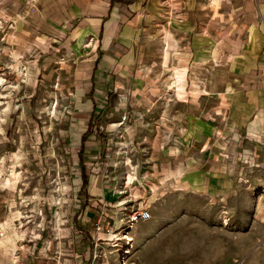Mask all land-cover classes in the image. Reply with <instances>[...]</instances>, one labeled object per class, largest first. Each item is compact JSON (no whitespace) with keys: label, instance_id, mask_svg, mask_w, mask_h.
<instances>
[{"label":"rangeland","instance_id":"374dc122","mask_svg":"<svg viewBox=\"0 0 264 264\" xmlns=\"http://www.w3.org/2000/svg\"><path fill=\"white\" fill-rule=\"evenodd\" d=\"M91 4L0 0V264H264L261 114L239 109L227 148L216 153L234 158L226 179L222 166L213 176L201 171V159L183 162L186 119L171 97L119 108L106 100L94 117L104 142L95 156L85 151L83 187L78 149L85 141L97 148L89 135L82 141L91 124L80 103ZM259 25L264 32V6ZM158 68L151 67L153 77L167 74ZM115 109L124 111L110 124ZM136 208L151 218L129 234L125 258L120 219ZM94 252L100 256L92 263Z\"/></svg>","mask_w":264,"mask_h":264},{"label":"crops","instance_id":"0c3cea01","mask_svg":"<svg viewBox=\"0 0 264 264\" xmlns=\"http://www.w3.org/2000/svg\"><path fill=\"white\" fill-rule=\"evenodd\" d=\"M91 2L90 18L84 21L90 41L82 61L84 78L79 76L87 82L80 106L87 109L91 124L83 136L90 129L88 137L95 140L90 143L97 148L88 149L82 142L78 149L82 166L85 151L95 156L92 152H99L104 142L94 117L103 111L106 100L115 108L125 102L137 107L167 95L186 119L182 128L188 148L181 155L183 162L190 166L201 159V171L213 176L222 166L220 176L229 178L233 156L223 152L217 157L216 153L219 147L227 148L228 131L239 109L264 118V32L259 25L264 0ZM230 33L234 34L231 39ZM213 35L218 38L213 40ZM227 50L234 53L232 62L224 65ZM152 66L159 67L156 74H167L153 77ZM224 71L237 75L238 86L231 84L235 78L230 81L231 75ZM115 110L110 124L120 123L118 115L124 109ZM2 252L0 246V256Z\"/></svg>","mask_w":264,"mask_h":264},{"label":"built area","instance_id":"2783aa9c","mask_svg":"<svg viewBox=\"0 0 264 264\" xmlns=\"http://www.w3.org/2000/svg\"><path fill=\"white\" fill-rule=\"evenodd\" d=\"M151 218V212L149 209L147 208H136L130 211V213L128 214V217L125 218H121L120 221L122 222L123 225V229L121 231H125L124 234L121 236V240H126V244L123 247L124 250V257H128L133 245V237L129 236V234L131 233V231L137 226L138 223L142 222V221H147ZM101 222L97 223V230L100 231L102 228V225L100 224ZM109 226L110 223H109ZM107 226V228L109 227ZM109 230V229H108ZM110 231V230H109ZM115 233V232H114ZM96 245H99V240L96 241ZM90 256V253H89ZM100 255H96V253H93L92 256V263H94V259L96 257H98Z\"/></svg>","mask_w":264,"mask_h":264},{"label":"bare ground","instance_id":"6f19581e","mask_svg":"<svg viewBox=\"0 0 264 264\" xmlns=\"http://www.w3.org/2000/svg\"><path fill=\"white\" fill-rule=\"evenodd\" d=\"M15 173H16V172L14 171V169H12L11 176H9V175H10V174H9L8 177H6V179L4 178V179H5V183H7V184L10 185L9 181H11V180L14 181V179L16 178ZM129 179H132V176H129ZM2 182H3V181H2ZM2 182H1V183H2ZM12 183H13V182H12ZM14 184H15V182H14ZM12 185H13V184H12ZM12 185H10V186H12ZM58 211H59V210H58ZM57 213H58V212H57ZM58 214H59V213H58ZM58 217H59V216H58ZM121 234H122V233H121ZM121 234H120V235H121ZM4 235H5V234H4ZM5 236H6V235H5ZM3 237H4V236H3ZM118 239H122V238L119 237ZM3 240H4V243L6 244V243H7V242H6L7 240H5V239H3ZM6 245H7V244H6ZM8 249H9V247H8ZM8 249H7V250H8ZM10 254H11V252H10ZM8 255H9V254H8Z\"/></svg>","mask_w":264,"mask_h":264},{"label":"trees","instance_id":"16d2710c","mask_svg":"<svg viewBox=\"0 0 264 264\" xmlns=\"http://www.w3.org/2000/svg\"><path fill=\"white\" fill-rule=\"evenodd\" d=\"M91 133L90 129L86 132V135L83 137V141L85 140V138ZM82 173H83V187H86V185L88 184V179L86 177V173H85V167L82 166Z\"/></svg>","mask_w":264,"mask_h":264}]
</instances>
